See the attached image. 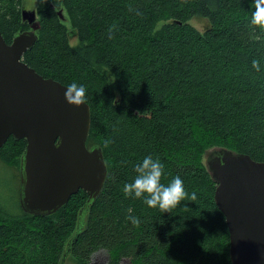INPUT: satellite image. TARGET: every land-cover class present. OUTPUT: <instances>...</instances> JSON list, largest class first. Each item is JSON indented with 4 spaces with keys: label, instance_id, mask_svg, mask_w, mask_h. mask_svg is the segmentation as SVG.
Masks as SVG:
<instances>
[{
    "label": "trees",
    "instance_id": "1",
    "mask_svg": "<svg viewBox=\"0 0 264 264\" xmlns=\"http://www.w3.org/2000/svg\"><path fill=\"white\" fill-rule=\"evenodd\" d=\"M35 3L37 40L22 60L44 78L86 87V147L101 149L107 174L91 203L80 190L46 217L0 203V264H61L66 248L75 264H230L202 156L224 148L264 162V30L249 23L254 0ZM24 8L0 0L7 44L28 29ZM25 146L8 138L1 163L18 165ZM148 155L163 164V184L180 175L196 200L162 212L126 197L123 185Z\"/></svg>",
    "mask_w": 264,
    "mask_h": 264
},
{
    "label": "water",
    "instance_id": "2",
    "mask_svg": "<svg viewBox=\"0 0 264 264\" xmlns=\"http://www.w3.org/2000/svg\"><path fill=\"white\" fill-rule=\"evenodd\" d=\"M58 15L63 19L61 10ZM21 17L31 24L29 31L10 44L0 33V148L10 137L26 141L19 205L27 215L46 217L80 190L91 203L107 170L101 149L86 147L88 105L68 104L66 86L23 62L39 23L35 10L23 9ZM205 166L215 183L214 203L225 219L230 264H264V162L218 148L208 153ZM69 252L66 248L61 264Z\"/></svg>",
    "mask_w": 264,
    "mask_h": 264
},
{
    "label": "clouds",
    "instance_id": "3",
    "mask_svg": "<svg viewBox=\"0 0 264 264\" xmlns=\"http://www.w3.org/2000/svg\"><path fill=\"white\" fill-rule=\"evenodd\" d=\"M255 10L252 12L249 23L255 27L264 30V0H254ZM251 66L259 72L260 61L256 58L252 59ZM87 89L83 84L72 82L66 88L64 93L68 104L79 107L85 104ZM136 173L131 182L123 185V193L126 197L140 199L150 208H159L162 212H169L175 208L183 200H196V193L189 194L184 187V181L180 175L175 176L167 185L161 182L164 166L158 160H154L152 156H145L142 162L134 167ZM131 213L132 209H128ZM133 226H138L140 220L134 215L126 216Z\"/></svg>",
    "mask_w": 264,
    "mask_h": 264
},
{
    "label": "rangeland",
    "instance_id": "4",
    "mask_svg": "<svg viewBox=\"0 0 264 264\" xmlns=\"http://www.w3.org/2000/svg\"><path fill=\"white\" fill-rule=\"evenodd\" d=\"M22 6L25 9H34L36 7L35 0H22ZM38 19V17H37ZM198 30H202V26L197 22H192ZM66 29L70 28L66 25ZM77 44L76 38L70 40V45L74 46ZM210 148L205 150L202 156V162L205 163L207 154L214 150ZM19 191H20V173L19 164H13L11 168L4 166L0 161V203L4 204L11 211L19 210ZM104 253H99L96 256H103ZM96 263V262H95ZM65 264H75L72 261H66Z\"/></svg>",
    "mask_w": 264,
    "mask_h": 264
},
{
    "label": "flooded vegetation",
    "instance_id": "5",
    "mask_svg": "<svg viewBox=\"0 0 264 264\" xmlns=\"http://www.w3.org/2000/svg\"><path fill=\"white\" fill-rule=\"evenodd\" d=\"M36 16H37V15H36ZM35 22H37V19L35 20ZM33 23H34V22H33ZM33 23H32V24H33ZM26 25H27V27H28V29H27V30H29V29L31 28V27H30V26H31V24H30V23H28V24H26ZM27 30H26V31H27ZM209 153H212V151H210ZM207 155H208V154H207ZM95 262H96V261L92 262V264H96V263H97V262H96V263H95ZM97 264H98V263H97Z\"/></svg>",
    "mask_w": 264,
    "mask_h": 264
},
{
    "label": "bare ground",
    "instance_id": "6",
    "mask_svg": "<svg viewBox=\"0 0 264 264\" xmlns=\"http://www.w3.org/2000/svg\"><path fill=\"white\" fill-rule=\"evenodd\" d=\"M27 11H32V10H34V9H26ZM23 21H26L27 23H29L27 20H24V19H22ZM23 32H25V31H23ZM23 32H19V33H17L16 35H18V34H21V33H23ZM16 35H14V37L16 36ZM13 37V38H14ZM13 38H12V40H13ZM12 42V41H11Z\"/></svg>",
    "mask_w": 264,
    "mask_h": 264
}]
</instances>
